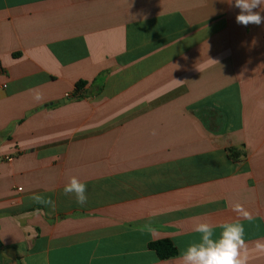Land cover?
Returning a JSON list of instances; mask_svg holds the SVG:
<instances>
[{
	"label": "crops",
	"instance_id": "0c3cea01",
	"mask_svg": "<svg viewBox=\"0 0 264 264\" xmlns=\"http://www.w3.org/2000/svg\"><path fill=\"white\" fill-rule=\"evenodd\" d=\"M238 13L228 0H0V264H180L149 244L179 252L196 223L235 221L248 264H264V23ZM73 176L84 205L64 193Z\"/></svg>",
	"mask_w": 264,
	"mask_h": 264
},
{
	"label": "clouds",
	"instance_id": "9594fccd",
	"mask_svg": "<svg viewBox=\"0 0 264 264\" xmlns=\"http://www.w3.org/2000/svg\"><path fill=\"white\" fill-rule=\"evenodd\" d=\"M228 3L239 9L236 15V23L243 26L261 25L264 23V0H228ZM36 102H41L43 96L36 92ZM155 135V130L152 133ZM87 188L85 183L73 176L64 186L65 195L74 194L80 205L87 203ZM31 199L37 204L51 206L55 210V203L49 197L45 198L34 194ZM232 210L242 219L252 220L251 214L245 210L240 203H235ZM148 232L153 233L155 229L151 225L143 226ZM221 229L217 237L214 228ZM199 234V240L179 249L180 264H248V246L245 242V228L239 221L225 222L214 226L208 222L196 223L193 229ZM256 251L264 253V243L257 241Z\"/></svg>",
	"mask_w": 264,
	"mask_h": 264
},
{
	"label": "trees",
	"instance_id": "16d2710c",
	"mask_svg": "<svg viewBox=\"0 0 264 264\" xmlns=\"http://www.w3.org/2000/svg\"><path fill=\"white\" fill-rule=\"evenodd\" d=\"M85 86L86 83L84 82H80L77 84L74 95L75 99H81L79 95ZM229 157L235 161L239 159V156L234 149L229 150ZM149 249L154 251L160 260L175 258L179 254L177 247L170 239L152 242L149 244Z\"/></svg>",
	"mask_w": 264,
	"mask_h": 264
},
{
	"label": "built area",
	"instance_id": "2783aa9c",
	"mask_svg": "<svg viewBox=\"0 0 264 264\" xmlns=\"http://www.w3.org/2000/svg\"><path fill=\"white\" fill-rule=\"evenodd\" d=\"M8 161H12V159L11 158H8Z\"/></svg>",
	"mask_w": 264,
	"mask_h": 264
}]
</instances>
